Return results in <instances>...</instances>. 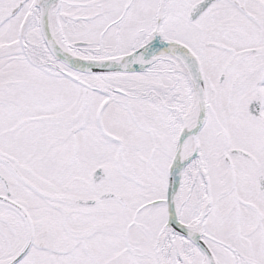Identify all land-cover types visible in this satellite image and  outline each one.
Here are the masks:
<instances>
[{
    "label": "snow or ice",
    "instance_id": "6c2138e0",
    "mask_svg": "<svg viewBox=\"0 0 264 264\" xmlns=\"http://www.w3.org/2000/svg\"><path fill=\"white\" fill-rule=\"evenodd\" d=\"M0 264H264V0H0Z\"/></svg>",
    "mask_w": 264,
    "mask_h": 264
}]
</instances>
